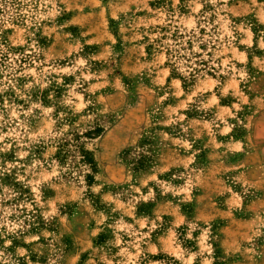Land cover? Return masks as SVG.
I'll return each mask as SVG.
<instances>
[{
    "label": "rangeland",
    "instance_id": "rangeland-1",
    "mask_svg": "<svg viewBox=\"0 0 264 264\" xmlns=\"http://www.w3.org/2000/svg\"><path fill=\"white\" fill-rule=\"evenodd\" d=\"M0 264H264V0H0Z\"/></svg>",
    "mask_w": 264,
    "mask_h": 264
},
{
    "label": "trees",
    "instance_id": "trees-1",
    "mask_svg": "<svg viewBox=\"0 0 264 264\" xmlns=\"http://www.w3.org/2000/svg\"><path fill=\"white\" fill-rule=\"evenodd\" d=\"M99 131V130H98ZM86 154H88V152H85Z\"/></svg>",
    "mask_w": 264,
    "mask_h": 264
}]
</instances>
